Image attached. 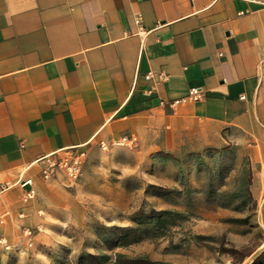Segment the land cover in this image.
<instances>
[{
  "label": "crops",
  "instance_id": "obj_1",
  "mask_svg": "<svg viewBox=\"0 0 264 264\" xmlns=\"http://www.w3.org/2000/svg\"><path fill=\"white\" fill-rule=\"evenodd\" d=\"M124 135L264 162V0H0V238L60 207L41 158Z\"/></svg>",
  "mask_w": 264,
  "mask_h": 264
},
{
  "label": "rangeland",
  "instance_id": "obj_2",
  "mask_svg": "<svg viewBox=\"0 0 264 264\" xmlns=\"http://www.w3.org/2000/svg\"><path fill=\"white\" fill-rule=\"evenodd\" d=\"M134 137L95 143L76 180L57 177L60 207L0 242V264H264V162L232 142Z\"/></svg>",
  "mask_w": 264,
  "mask_h": 264
},
{
  "label": "built area",
  "instance_id": "obj_3",
  "mask_svg": "<svg viewBox=\"0 0 264 264\" xmlns=\"http://www.w3.org/2000/svg\"><path fill=\"white\" fill-rule=\"evenodd\" d=\"M154 75H156L159 80H166L168 78V74H166L165 72H158L156 74L150 72L149 74H147V77H153ZM202 95L203 94L201 88L192 87L189 89L187 95L174 99L168 104H170L172 107L179 104H186L192 101L200 100L202 98ZM134 140L135 137L132 135H124L120 138V142L122 143L126 141L133 142ZM86 158L87 149L84 147L64 148L58 152L41 158V160L43 161L41 167V176L42 178L48 180L57 178L60 175H65L69 179L76 180L81 175ZM26 185L32 186L33 180L30 178L27 179L23 183V186ZM35 194V189L33 187H30V189H28L26 192L25 200L34 198ZM8 214V211H5L3 213V215ZM23 234L27 239L31 240L33 237V230L26 227L24 228ZM3 240V238H0V242H2Z\"/></svg>",
  "mask_w": 264,
  "mask_h": 264
},
{
  "label": "trees",
  "instance_id": "obj_4",
  "mask_svg": "<svg viewBox=\"0 0 264 264\" xmlns=\"http://www.w3.org/2000/svg\"><path fill=\"white\" fill-rule=\"evenodd\" d=\"M123 256V254H119V257ZM92 259H95L96 261H98L99 264H106L109 260V256L106 254L103 255H98V256H92ZM136 262V264H163L162 262L159 261H154V260H150L147 257H136L134 259H132ZM114 264H121V262L114 263Z\"/></svg>",
  "mask_w": 264,
  "mask_h": 264
}]
</instances>
